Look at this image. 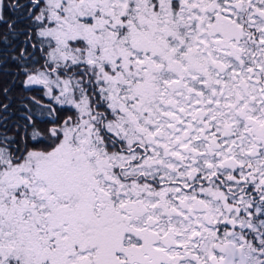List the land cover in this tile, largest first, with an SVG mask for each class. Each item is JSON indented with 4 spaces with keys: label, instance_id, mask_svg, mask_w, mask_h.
I'll return each instance as SVG.
<instances>
[{
    "label": "snow or ice",
    "instance_id": "obj_1",
    "mask_svg": "<svg viewBox=\"0 0 264 264\" xmlns=\"http://www.w3.org/2000/svg\"><path fill=\"white\" fill-rule=\"evenodd\" d=\"M0 264H264V0H0Z\"/></svg>",
    "mask_w": 264,
    "mask_h": 264
}]
</instances>
